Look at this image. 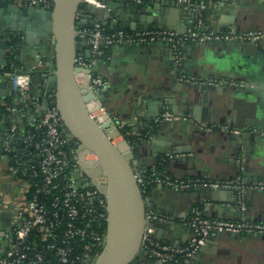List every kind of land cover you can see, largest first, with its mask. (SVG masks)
<instances>
[{
  "label": "crops",
  "instance_id": "crops-1",
  "mask_svg": "<svg viewBox=\"0 0 264 264\" xmlns=\"http://www.w3.org/2000/svg\"><path fill=\"white\" fill-rule=\"evenodd\" d=\"M206 2V30L264 32V0ZM106 4L104 16L111 29L141 30L159 25L185 32L193 28L192 14L177 3L108 0ZM17 14L9 2L8 7L0 4V64L12 61L14 56L16 70L30 77V96L25 99L8 91L11 71L0 69V109L5 111L0 130L8 123V128L14 124L23 132L38 114L33 99L43 101L53 60V35L49 21L33 24ZM13 28L19 30L16 38L10 33ZM12 46L14 50H10ZM76 48L88 51L79 40ZM182 57L184 69L190 74L232 79L239 84L214 88L179 82L172 71V52L165 45H113L94 66L108 82L100 90L108 118L116 126L126 127L129 135L149 133L148 138L134 144L122 134L117 136L126 151L132 150L131 167L178 178L264 180V37L243 43H189L182 47ZM7 106L12 110L10 116L6 115ZM165 109L177 118L159 121ZM26 191V182L10 173L0 137L1 249L12 237V208L24 204ZM145 199L151 209L175 218L173 222L154 224L155 237L172 245H184L190 239L192 233L184 222L195 205H201L203 213L213 218L264 222V191L259 190L245 193L244 213L236 205L235 191L230 189L178 191L153 184ZM195 260L200 264H264V235L213 233ZM145 262L142 264H162L150 258Z\"/></svg>",
  "mask_w": 264,
  "mask_h": 264
},
{
  "label": "built area",
  "instance_id": "built-area-1",
  "mask_svg": "<svg viewBox=\"0 0 264 264\" xmlns=\"http://www.w3.org/2000/svg\"><path fill=\"white\" fill-rule=\"evenodd\" d=\"M17 7L36 6L51 10L54 0H10ZM108 0H82L76 15V41H82L88 48V55L77 51L74 64L79 69H93L98 58L113 45H165L172 52V71L179 82L194 86L221 88L238 85L232 79L200 77L184 69L182 47L185 44L211 40L214 42H246L264 37L261 31L223 30L208 31L204 27L203 12L207 0H164L173 1L192 14L193 28L185 32L165 29L159 25L141 30L116 28L106 30L107 22L91 14L94 8H105ZM143 4L154 0H124ZM54 43V39L52 40ZM12 46L10 50H14ZM0 69L11 71L12 91L27 99L30 96L31 80L27 73L16 74L12 61L0 64ZM79 71L77 82L90 92H100L107 80L97 72ZM96 109L89 112L99 122H106L108 114L99 100L92 99ZM39 101L33 104L38 113L33 124L23 132L13 124L5 136L15 141L22 139L23 146H13L8 154L10 173L27 184V197L23 205L12 208V237L0 254V264H92L101 252L106 230L105 177L96 167V156L91 152L78 150V141L69 133L60 120L54 99L44 111L38 112ZM8 113L11 108L6 107ZM97 114L104 117L99 120ZM9 116V115H8ZM177 118L165 109L159 121ZM124 126H117L120 134ZM239 133L236 128H228ZM119 134V135H120ZM139 140L148 138L149 133L137 132ZM113 140V139H112ZM87 164L89 170L81 169ZM81 173V175H75ZM134 175L140 192L145 197L148 188L159 185L178 191L193 189H230L235 191L236 205L241 213L246 211L245 193L248 190L264 191V180L246 182L242 178L219 180L209 178H178L165 172L153 170ZM175 218L157 212L149 206L145 209V224L141 238V249L147 257L162 264H200L195 256L207 246L213 233L230 235H264V222L213 218L206 216L200 206L191 209L185 220L192 235L184 245H172L158 240L154 235V224L169 223Z\"/></svg>",
  "mask_w": 264,
  "mask_h": 264
},
{
  "label": "water",
  "instance_id": "water-1",
  "mask_svg": "<svg viewBox=\"0 0 264 264\" xmlns=\"http://www.w3.org/2000/svg\"><path fill=\"white\" fill-rule=\"evenodd\" d=\"M8 2L18 11L16 17H25L33 24L41 20H47L50 23L54 39L53 60L50 75L44 86L43 101L39 102L37 111H44L50 100L54 99L60 120L79 143L78 150L91 152L96 156V167L106 179L104 185L107 203L105 238L101 252L93 259L92 264H142L145 261L147 263L148 257L141 249V238L145 224V209L148 205L137 184L135 170L130 164L132 150H122L113 142L111 131L114 130L117 136L120 132L110 117L106 122L101 123L91 116L86 102L93 98L100 101V92L88 91L79 85L76 79L79 71L86 72L87 77L92 71L95 72V67L92 70L79 69L74 64L77 53L76 15L82 0H54L51 10L36 6L17 7L10 0H0V4L2 3L5 7H8ZM169 2L175 4L173 1ZM105 8H94L91 14L99 15L97 19L106 21ZM8 32L9 29L5 31V35L8 36ZM18 32V29L10 30L15 38L19 36ZM85 55H88V51ZM15 73L21 74L24 71L15 70ZM10 90L13 92L12 81L9 79L8 91ZM33 100L32 105L38 102ZM4 114L5 111L2 112L0 109V119ZM11 114L6 112L7 116ZM8 129V123H6L0 130L2 152L7 155L13 146H23L22 139L15 141L13 137L5 136ZM81 167L85 170L90 169L87 164H81ZM77 175L79 174L76 173L75 176L78 177ZM4 250L5 248H0V254Z\"/></svg>",
  "mask_w": 264,
  "mask_h": 264
},
{
  "label": "bare ground",
  "instance_id": "bare-ground-1",
  "mask_svg": "<svg viewBox=\"0 0 264 264\" xmlns=\"http://www.w3.org/2000/svg\"><path fill=\"white\" fill-rule=\"evenodd\" d=\"M87 103H88V106H89V108H90L91 110H95V109H96V103H95L94 101H92V99H89V100L87 101ZM97 117L99 118L100 121H102V120L104 119V117H103L102 115H100V114H97ZM111 136H112L113 139H114V140H113L114 143L117 144L118 146H120V148H121L122 150H125V145H124L122 142H118V141H117V135L115 134L114 131H111Z\"/></svg>",
  "mask_w": 264,
  "mask_h": 264
},
{
  "label": "trees",
  "instance_id": "trees-1",
  "mask_svg": "<svg viewBox=\"0 0 264 264\" xmlns=\"http://www.w3.org/2000/svg\"><path fill=\"white\" fill-rule=\"evenodd\" d=\"M106 30L107 31H111L112 29L111 28H108V26H106ZM80 52H82L81 50H79ZM11 60H12V62H14V60H15V58H14V56L12 55V57H11ZM142 133V132H141ZM144 133V132H143ZM121 134L124 136V137H126L127 139H129L130 141H132V144H134V142H136V141H139V138L136 136V135H129V134H127V130H126V127H123L122 129H121ZM198 206H200L201 207V205H198ZM202 208V207H201Z\"/></svg>",
  "mask_w": 264,
  "mask_h": 264
},
{
  "label": "rangeland",
  "instance_id": "rangeland-1",
  "mask_svg": "<svg viewBox=\"0 0 264 264\" xmlns=\"http://www.w3.org/2000/svg\"><path fill=\"white\" fill-rule=\"evenodd\" d=\"M114 140V139H113ZM133 168V167H132Z\"/></svg>",
  "mask_w": 264,
  "mask_h": 264
}]
</instances>
